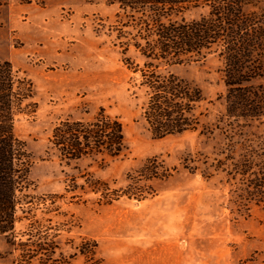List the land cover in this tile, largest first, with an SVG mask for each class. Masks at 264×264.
I'll use <instances>...</instances> for the list:
<instances>
[{
	"label": "rangeland",
	"instance_id": "obj_1",
	"mask_svg": "<svg viewBox=\"0 0 264 264\" xmlns=\"http://www.w3.org/2000/svg\"><path fill=\"white\" fill-rule=\"evenodd\" d=\"M259 2L264 7V0ZM205 11L190 8L183 16ZM114 13L115 7L102 0H0V59L31 79L37 102L34 115L19 114L14 120V132L32 158L29 191L63 194L56 199L57 210L39 208L36 216L45 224L50 218L59 229V251L65 257L74 254L69 264H264V205L247 201L237 188L240 176L217 164L227 153L238 157L242 136L264 142V123L235 127L236 143L228 151L230 129L224 100L218 97L225 93L223 63L216 52L200 62L169 67L211 101L201 122L212 132L154 138L132 93L135 74L128 62L142 58L133 48L123 55L114 44L108 30ZM251 83L264 86V77ZM100 106L121 120L125 155L71 165L46 157L56 122L68 116L88 118ZM151 159L157 162V174L149 178L139 170L145 163L151 166ZM88 173L111 189L132 193L119 191L118 199L104 204L86 188L76 189L75 196L65 192L71 177L84 184L82 174ZM26 223L17 222L16 232ZM84 239L97 242L88 257L77 249ZM17 253L0 232V264H17Z\"/></svg>",
	"mask_w": 264,
	"mask_h": 264
},
{
	"label": "trees",
	"instance_id": "obj_2",
	"mask_svg": "<svg viewBox=\"0 0 264 264\" xmlns=\"http://www.w3.org/2000/svg\"><path fill=\"white\" fill-rule=\"evenodd\" d=\"M102 1L115 7L108 25L114 44L123 55L133 48L142 58V62H128L135 74L132 93L139 100L140 117L154 138L186 131L212 132L201 122L211 101L198 85L169 67L200 62L216 52L223 63L225 93L218 97L224 100L225 125L230 129L226 134L228 151H233L236 143L232 140L235 127H245L252 121L264 123V86L251 83L264 77V7L259 0ZM202 7L206 11L197 17L183 16L187 9ZM34 95L31 79L21 75L9 60L0 59V232L18 252L17 264L33 260L39 264H69L74 254L65 257L59 251V229L52 226L50 218L45 224L35 214L39 208L44 213L57 210L56 199L63 194L36 195L29 191L33 189L29 178L31 154L14 132L17 115L36 112ZM239 148L237 158L227 153L217 159L218 167L229 166V174L240 176L237 188L247 201L264 205V142L242 136ZM127 150L121 120L100 106L88 118L68 116L56 122L44 153L60 164L71 165L82 159L116 158ZM224 160L230 162L226 165ZM151 162V166L145 163L139 170L149 178L157 174V162ZM82 175L84 184L71 177L65 192L75 196L76 189L86 188L99 194L104 204L118 199L119 191L127 196L132 193L128 188L111 189L89 173ZM24 220L25 228L16 232V223ZM96 247L95 240L84 239L77 249L88 257Z\"/></svg>",
	"mask_w": 264,
	"mask_h": 264
}]
</instances>
